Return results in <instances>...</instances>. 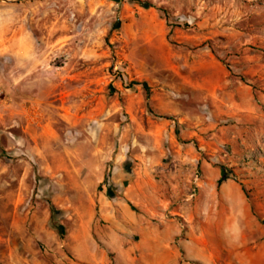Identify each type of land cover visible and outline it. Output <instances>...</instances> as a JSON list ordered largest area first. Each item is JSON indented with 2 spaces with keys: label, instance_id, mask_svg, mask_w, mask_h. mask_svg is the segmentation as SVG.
<instances>
[{
  "label": "rangeland",
  "instance_id": "1",
  "mask_svg": "<svg viewBox=\"0 0 264 264\" xmlns=\"http://www.w3.org/2000/svg\"><path fill=\"white\" fill-rule=\"evenodd\" d=\"M205 161L264 239V0H0V264L113 262L112 206L217 239Z\"/></svg>",
  "mask_w": 264,
  "mask_h": 264
},
{
  "label": "crops",
  "instance_id": "2",
  "mask_svg": "<svg viewBox=\"0 0 264 264\" xmlns=\"http://www.w3.org/2000/svg\"><path fill=\"white\" fill-rule=\"evenodd\" d=\"M195 155L185 158L188 162ZM203 187L198 192L199 199L204 198L207 205L205 212L211 218V226L219 230V237L205 238L189 236L181 238L178 227L165 223L163 230L142 227L137 223L122 224L116 220L119 212L112 206L113 219L102 230L106 249L114 253L113 262L105 254L97 258L96 253L86 252L84 259L90 264H216L214 249L200 247L204 243L226 246L229 253L223 264H264V239L260 236H246L245 231L258 233L260 224L252 213L241 186L231 179L224 180L218 190L215 189L221 170L210 162H202ZM102 207L103 216L110 217L109 203ZM130 233L139 231L141 238L131 248H124L123 241L128 242V235L120 233L121 229ZM262 232V231H261ZM124 237V238H123ZM123 239V240H122ZM220 263V262H218Z\"/></svg>",
  "mask_w": 264,
  "mask_h": 264
},
{
  "label": "trees",
  "instance_id": "3",
  "mask_svg": "<svg viewBox=\"0 0 264 264\" xmlns=\"http://www.w3.org/2000/svg\"><path fill=\"white\" fill-rule=\"evenodd\" d=\"M227 179V176H226V174L225 173H223V172H221V176H220V178L218 179V181H217V185L219 186L224 180H226ZM52 209V208H51ZM58 229H61L60 227H58Z\"/></svg>",
  "mask_w": 264,
  "mask_h": 264
},
{
  "label": "built area",
  "instance_id": "4",
  "mask_svg": "<svg viewBox=\"0 0 264 264\" xmlns=\"http://www.w3.org/2000/svg\"><path fill=\"white\" fill-rule=\"evenodd\" d=\"M195 181L197 182L200 178V173L198 171L195 172Z\"/></svg>",
  "mask_w": 264,
  "mask_h": 264
}]
</instances>
